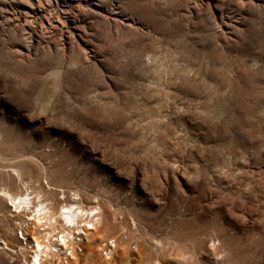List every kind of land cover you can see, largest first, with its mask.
<instances>
[{
	"label": "rangeland",
	"instance_id": "1",
	"mask_svg": "<svg viewBox=\"0 0 264 264\" xmlns=\"http://www.w3.org/2000/svg\"><path fill=\"white\" fill-rule=\"evenodd\" d=\"M25 190L98 209L69 264H264V0H0V193Z\"/></svg>",
	"mask_w": 264,
	"mask_h": 264
},
{
	"label": "built area",
	"instance_id": "2",
	"mask_svg": "<svg viewBox=\"0 0 264 264\" xmlns=\"http://www.w3.org/2000/svg\"><path fill=\"white\" fill-rule=\"evenodd\" d=\"M97 215V214H96ZM90 224L95 226L98 224L97 217L95 216ZM47 224L45 221L42 222V226L38 228L39 243H41V248L34 243L33 238V226L30 222L19 221L15 224V235L20 242V246L17 247V253L12 250L13 258L17 264H69L75 258L83 253V245L85 240L86 232L93 230L92 225H82L78 229H74L70 236H66L64 230L56 231L50 240L49 248L43 247L47 245L48 242L45 238V233L41 234L47 230ZM67 229V227H66ZM36 231V230H34ZM63 232V233H62ZM1 244L4 246L3 242ZM116 239L108 238L103 240L99 245V255L101 258L109 259L114 251L116 250ZM13 261V262H14Z\"/></svg>",
	"mask_w": 264,
	"mask_h": 264
},
{
	"label": "bare ground",
	"instance_id": "3",
	"mask_svg": "<svg viewBox=\"0 0 264 264\" xmlns=\"http://www.w3.org/2000/svg\"><path fill=\"white\" fill-rule=\"evenodd\" d=\"M39 193L37 192L36 194L33 195L31 191L25 190L20 194L12 195L10 194V192L3 191L0 193V196L3 197L7 203H9V206L13 208L12 210L13 212L24 213L28 221L31 222L30 225L34 224V226L36 225L37 228H39V226L42 225L41 223L45 221V224H47V226L53 232V230L55 231V225L58 223L57 221L58 219L61 229L64 230V233H67L66 236H70L72 231L71 229L68 228L75 229L78 226H80L84 214L87 215L86 217L88 218V221L84 220L86 222L85 224L92 225V228H95V225L90 223L93 221L92 219L95 217V214H97L98 211L97 208H92V207L83 208L78 204L68 203V204H62L59 207L57 213L52 214V211L47 206V203L41 200V194ZM51 236L52 234L45 233V238L48 244L44 245L43 247L47 249L49 248V244H50L49 238ZM35 237H34V243L37 244L39 248H41L42 247L41 243L38 242L39 241L38 235H36ZM95 244H96V238L92 236V238L88 243L89 254H92L93 249L95 248ZM5 245L7 244L5 243ZM6 248L7 247L5 246V249Z\"/></svg>",
	"mask_w": 264,
	"mask_h": 264
}]
</instances>
